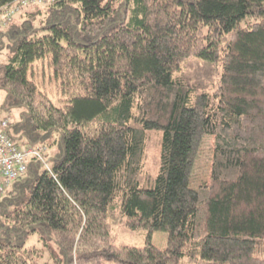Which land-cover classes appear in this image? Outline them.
<instances>
[{
    "label": "trees",
    "instance_id": "1",
    "mask_svg": "<svg viewBox=\"0 0 264 264\" xmlns=\"http://www.w3.org/2000/svg\"><path fill=\"white\" fill-rule=\"evenodd\" d=\"M41 4L0 28V88L11 135L58 149L1 196L0 264H264V0ZM206 135L210 179L193 188ZM119 224L145 242L116 244Z\"/></svg>",
    "mask_w": 264,
    "mask_h": 264
},
{
    "label": "rangeland",
    "instance_id": "2",
    "mask_svg": "<svg viewBox=\"0 0 264 264\" xmlns=\"http://www.w3.org/2000/svg\"><path fill=\"white\" fill-rule=\"evenodd\" d=\"M48 0H46L45 3H42L40 6H45ZM31 6L28 7V9ZM27 9V8H25ZM24 10V9H23ZM194 72H202L206 69L207 66L203 63L193 62ZM213 70L210 74V76L213 75ZM51 98L55 103H59V100L57 99V96L50 93ZM4 98V90L0 88V116H9L12 118V120L16 121L19 119V108H4L3 103ZM11 132L15 135L18 134V132L15 130V128L12 126ZM160 131H154L151 133V139L148 144L147 152L145 154V159L143 163L142 170L139 173V185L144 186L147 185L150 178H153L157 173L159 169V162H160V153H159V138H160ZM18 141L22 144L23 139L18 138ZM48 141V140H46ZM46 148V155L50 156L52 153L58 149V144L48 145ZM213 149H214V139L211 135H206L203 138L201 147L199 149L198 155L195 159L194 167L192 176L190 179V184L193 188H198L199 185L205 184L209 182L210 174H211V164H212V157H213ZM52 154V155H53ZM146 237V230L145 229H131L128 227H124L119 225H116L113 227L111 231V238L116 244H127V245H142L145 242ZM152 243H154L156 246L163 248L166 245L167 242V234L165 231H153L152 237H151ZM40 241L37 240L36 235H30L27 239L25 245H38L40 246ZM47 253V252H46ZM45 257H43L44 259ZM109 264H112V262H109Z\"/></svg>",
    "mask_w": 264,
    "mask_h": 264
},
{
    "label": "built area",
    "instance_id": "3",
    "mask_svg": "<svg viewBox=\"0 0 264 264\" xmlns=\"http://www.w3.org/2000/svg\"><path fill=\"white\" fill-rule=\"evenodd\" d=\"M44 2L46 0H13L0 9V28L8 25L19 9ZM11 121L9 116H0V198L13 181L25 174L31 158L49 168L45 155L46 145L21 144L11 135Z\"/></svg>",
    "mask_w": 264,
    "mask_h": 264
}]
</instances>
